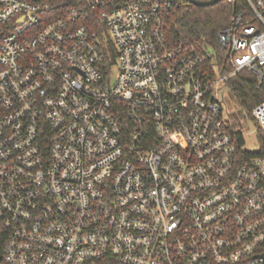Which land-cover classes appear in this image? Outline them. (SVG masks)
<instances>
[{
    "label": "built area",
    "instance_id": "2783aa9c",
    "mask_svg": "<svg viewBox=\"0 0 264 264\" xmlns=\"http://www.w3.org/2000/svg\"><path fill=\"white\" fill-rule=\"evenodd\" d=\"M177 6L0 0V264H264V153L219 93L240 71L264 93V0L220 53L168 36Z\"/></svg>",
    "mask_w": 264,
    "mask_h": 264
},
{
    "label": "trees",
    "instance_id": "16d2710c",
    "mask_svg": "<svg viewBox=\"0 0 264 264\" xmlns=\"http://www.w3.org/2000/svg\"><path fill=\"white\" fill-rule=\"evenodd\" d=\"M177 1L178 6L166 17L168 36L174 41L189 42L195 40L200 43H209L220 53L216 43V33L229 22L233 10L243 5V0H237L235 4L224 0L211 6L193 5L185 0ZM227 85L244 115H250L252 107L264 100V93L256 87L253 76L246 71L237 73L228 80ZM255 137L257 150L248 152L243 149L245 141L242 134L239 133L238 145L242 153L248 155L264 153V132L258 128L255 129Z\"/></svg>",
    "mask_w": 264,
    "mask_h": 264
},
{
    "label": "rangeland",
    "instance_id": "374dc122",
    "mask_svg": "<svg viewBox=\"0 0 264 264\" xmlns=\"http://www.w3.org/2000/svg\"><path fill=\"white\" fill-rule=\"evenodd\" d=\"M224 1V0H222ZM104 37L107 38V33L104 32ZM210 50H213L212 46H209ZM118 70V62L115 61L110 66V77L109 82L112 84L114 82L116 73ZM220 98L222 100L223 106L229 118L234 117V112L236 113L239 109V104L237 100L231 95L229 87L227 83H223L219 87ZM241 126L238 129L242 130L243 137H244V146L243 149L247 150L248 152H255L257 150V141L255 137V122L251 118V116L245 115L240 122Z\"/></svg>",
    "mask_w": 264,
    "mask_h": 264
},
{
    "label": "water",
    "instance_id": "95a60500",
    "mask_svg": "<svg viewBox=\"0 0 264 264\" xmlns=\"http://www.w3.org/2000/svg\"><path fill=\"white\" fill-rule=\"evenodd\" d=\"M185 1L189 4L198 5V6H211L218 2H221L222 0H185Z\"/></svg>",
    "mask_w": 264,
    "mask_h": 264
}]
</instances>
